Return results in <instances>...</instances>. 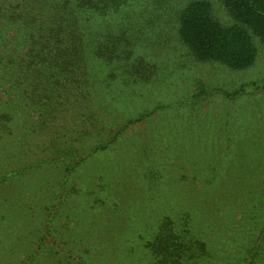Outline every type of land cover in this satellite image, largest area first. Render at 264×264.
I'll return each instance as SVG.
<instances>
[{
	"label": "rangeland",
	"instance_id": "obj_1",
	"mask_svg": "<svg viewBox=\"0 0 264 264\" xmlns=\"http://www.w3.org/2000/svg\"><path fill=\"white\" fill-rule=\"evenodd\" d=\"M7 1L0 27H14L6 33L19 47L21 25L9 15L30 0ZM187 1L123 6L130 25L120 33L143 71L120 101L93 77L92 110L114 126L142 118L107 150L91 153L90 137L78 142L85 159L66 179L62 159L83 103L69 94L70 104L43 119L24 104L26 85L12 88L16 79L0 72V264H154L150 244L167 216L193 218L216 264H240L256 241L253 264H264V44L255 37L244 69L198 60L178 33ZM210 1L231 23L221 1Z\"/></svg>",
	"mask_w": 264,
	"mask_h": 264
},
{
	"label": "trees",
	"instance_id": "obj_2",
	"mask_svg": "<svg viewBox=\"0 0 264 264\" xmlns=\"http://www.w3.org/2000/svg\"><path fill=\"white\" fill-rule=\"evenodd\" d=\"M220 1L231 23L218 18L210 0H189L178 14L180 39L200 61H217L233 69L247 68L257 54L255 37L264 44V0ZM7 2L4 0L2 4ZM29 2L24 11H11L9 7L13 24L21 25L15 33L24 38L20 46L26 42L24 53L19 52L20 46H10L15 37L8 38L6 28L14 27H0V43L8 46L5 48L11 47L0 72L16 79L12 88L26 85L24 104L40 111L43 119L70 104L69 94L72 100L83 103L84 110L76 118L73 129L76 138L73 134L64 155L67 158L62 159L66 179L85 159L80 157L78 142L90 137L95 140L91 153L107 150L131 124L142 118V115L128 118L114 126L103 122L92 110L96 104L91 93L93 77L99 78L105 93L119 101L118 94L123 92L125 83L137 85L140 81L143 70L139 67L136 47L126 43L120 33L130 25L126 22L128 13H120L123 6L128 7L129 0ZM6 12L8 9L0 7V18ZM18 80L22 82L17 84ZM77 81L81 86L74 83ZM132 88L135 92V87ZM194 225L193 218L183 217L182 223L176 224L167 216L160 234L150 244L151 256L156 259L154 264H180L189 252L187 264H216L213 249ZM260 248L261 243L256 241L240 264L255 263ZM180 250L189 252L180 255Z\"/></svg>",
	"mask_w": 264,
	"mask_h": 264
}]
</instances>
